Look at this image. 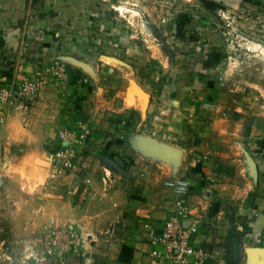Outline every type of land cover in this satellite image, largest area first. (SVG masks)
<instances>
[{"label":"crops","instance_id":"crops-1","mask_svg":"<svg viewBox=\"0 0 264 264\" xmlns=\"http://www.w3.org/2000/svg\"><path fill=\"white\" fill-rule=\"evenodd\" d=\"M194 1L209 13L200 0ZM96 2L0 0L2 79L34 76L43 70L47 54H73L76 50L68 45L77 49L76 41L89 39L101 41V55L111 62L124 65L128 55L135 56L143 79L141 99L137 90L133 99H78L84 109L72 110L105 145L104 152L84 158L92 192L82 208L72 206L62 185L41 189L37 196L39 215H51L55 226H79L88 237L65 264H170L153 254L146 236L172 214L171 183L177 178L190 180L189 211L204 216L196 237L209 255L205 264H264V131L243 122L218 99L209 49L201 62V50L183 51V41L201 37L183 35V17L163 21L170 24L169 35L148 25L141 35L130 34L121 19L103 15ZM190 21L199 27L203 19L195 15ZM139 36L142 41L135 40ZM79 67L68 69L77 74ZM11 107L0 110L6 121ZM125 119L129 123L122 126ZM6 125L3 133L0 128V169L9 176L14 157L7 152L12 131ZM50 262L41 256L37 264Z\"/></svg>","mask_w":264,"mask_h":264},{"label":"rangeland","instance_id":"rangeland-1","mask_svg":"<svg viewBox=\"0 0 264 264\" xmlns=\"http://www.w3.org/2000/svg\"><path fill=\"white\" fill-rule=\"evenodd\" d=\"M194 2L97 0L96 3L100 4L99 10L103 15L117 16L125 29L136 35H141L147 25L158 34L163 31L169 35L172 32L170 24L163 21H169L170 17H183V35L197 33L201 36L197 42L183 41V51L189 47L201 50L198 56L201 62L204 59L203 51L209 49L211 56L207 62L215 68L218 99L223 100L232 114L242 117L243 122L252 123L257 131H264V3L221 4L215 10L207 8L208 13ZM195 15L198 20L203 19L199 21V27H196V22L190 21L195 19ZM106 29L109 28L101 30ZM139 37H135V40L142 41ZM76 42L78 45L80 42L86 51L79 50L77 44L74 45L77 49L66 44L76 51L61 58L47 54V62L39 63L42 71L34 76L20 77L17 81L20 83L25 78L39 76L41 87L23 105L21 102L11 105L9 121H5L4 125L7 126L9 122L11 127L7 152L13 154L14 163L9 176L0 169V264H37L41 256L47 257L51 261L49 264L67 262L68 254L75 249L60 253V248L55 247L52 253L47 251L48 229L55 225L50 222L53 218L51 215H39L37 196L41 189L46 192L47 188L57 189L62 185V191L72 200L73 207L80 209L87 200L81 205L76 201L77 194L74 196L65 190L66 182L67 185L74 183L75 175L53 179L48 151L54 145V135L65 128L77 129L79 133L88 130L90 142L85 144L89 150H83L86 152L84 157L104 152L105 142L94 136L92 127L87 126L79 115L78 118L74 117L73 109H84L78 99H89L91 102L94 99H123L121 95L125 99H133L136 90L140 93V99L145 95L140 89L139 82L143 79L137 72L135 56L128 55L126 63L121 65L102 57L101 41L89 39ZM190 57L196 59V56ZM56 60L63 63L65 68L60 77L46 70ZM77 65L80 66L77 74L68 69ZM123 123L122 126H127L129 121L125 119ZM3 128L2 133L6 127ZM116 138L119 141L120 137ZM21 167L23 172L19 171ZM56 226L69 227L70 224ZM77 228L74 227L75 231L82 235L85 243L88 237L79 226Z\"/></svg>","mask_w":264,"mask_h":264},{"label":"built area","instance_id":"built-area-1","mask_svg":"<svg viewBox=\"0 0 264 264\" xmlns=\"http://www.w3.org/2000/svg\"><path fill=\"white\" fill-rule=\"evenodd\" d=\"M46 70L60 77L64 74L65 68L63 63L56 60ZM40 87L39 76L25 78L20 83L0 77V110L19 102L23 105L27 98L40 90ZM5 118V113L0 112V128L4 126ZM86 142L88 144L90 142L88 130L79 133L77 129L65 128L57 133L54 145L48 151L53 179L75 175L74 183L67 185L66 182L65 190L68 194L74 196L77 194L76 201L81 205L91 193V179L86 176L87 167L84 165L86 152L83 150L88 149ZM171 186L175 194L174 210L160 228L151 227L146 238L155 248L153 254L170 264H205L209 255L197 245L196 237L204 216L189 211L190 180L177 178ZM48 230L50 234L48 238L46 237V248L49 253H52L55 247L60 248V253L70 252L84 242L82 235L77 234L73 225L55 226Z\"/></svg>","mask_w":264,"mask_h":264},{"label":"trees","instance_id":"trees-1","mask_svg":"<svg viewBox=\"0 0 264 264\" xmlns=\"http://www.w3.org/2000/svg\"><path fill=\"white\" fill-rule=\"evenodd\" d=\"M200 1L206 8L211 9V10H215V9H217V7L221 6V4H219V3H217V2H215L213 0H200ZM213 84H214L213 81H209L208 82V86L209 87H212Z\"/></svg>","mask_w":264,"mask_h":264},{"label":"clouds","instance_id":"clouds-1","mask_svg":"<svg viewBox=\"0 0 264 264\" xmlns=\"http://www.w3.org/2000/svg\"><path fill=\"white\" fill-rule=\"evenodd\" d=\"M27 163V162H26ZM19 171L23 172V167H21V169H19Z\"/></svg>","mask_w":264,"mask_h":264}]
</instances>
